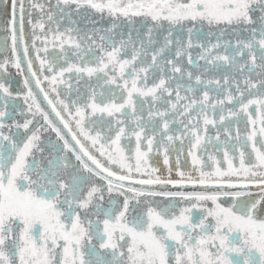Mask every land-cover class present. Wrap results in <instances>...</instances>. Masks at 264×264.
Instances as JSON below:
<instances>
[{
  "label": "snow or ice",
  "instance_id": "snow-or-ice-1",
  "mask_svg": "<svg viewBox=\"0 0 264 264\" xmlns=\"http://www.w3.org/2000/svg\"><path fill=\"white\" fill-rule=\"evenodd\" d=\"M50 2L28 0L29 40L25 0H11V56L0 59V264H264V0ZM205 26L219 29L215 43L194 41ZM229 30L234 42L221 39ZM10 66L23 81L15 93L3 82ZM85 77L101 90L73 87ZM21 97L31 118L6 123ZM209 126L225 147L206 160L197 153H207ZM13 127L27 135L6 134ZM49 131L59 147L45 144ZM185 140L195 176L181 167ZM189 185L204 190H150ZM238 186L258 193L223 190ZM222 196L239 203L225 207ZM194 209H203L196 219Z\"/></svg>",
  "mask_w": 264,
  "mask_h": 264
},
{
  "label": "flooded vegetation",
  "instance_id": "flooded-vegetation-1",
  "mask_svg": "<svg viewBox=\"0 0 264 264\" xmlns=\"http://www.w3.org/2000/svg\"><path fill=\"white\" fill-rule=\"evenodd\" d=\"M37 2L45 3L46 0H37ZM54 5H55V0H51V2L47 6L51 8V7H54ZM24 7L26 9V11H25V24H24L25 38L30 40L31 25L28 23V20H29L28 10L30 9L28 0H25ZM10 11H11V0H0V59H3L6 56H11V34L7 30L8 29L7 21L10 18ZM32 13L33 14L31 16V19L33 22H35L36 20L39 19L40 13L38 12V10H32ZM73 19H77V18L74 16ZM94 19L99 20V16L94 17ZM140 19H141L140 17L135 18V20L137 22ZM78 24L80 27H84L83 21L78 20ZM96 26L97 27H100V26L107 27V26H109V24L107 22V19H105L104 21H100V23H98ZM46 27H51V25H46ZM65 27H71V25L68 24L67 21L61 22V31H63V29ZM136 27L140 28L139 23L136 24ZM129 30H131V26H129L127 24L122 25L121 31L127 32ZM140 30L143 31L142 28ZM209 32H212L216 35L209 36V35H207ZM218 34H219V29L217 27H212L211 29H209L207 26H205L201 30V35H199L198 37H194V41L198 39L202 43H207L208 41L215 43ZM164 35H166V33H160L157 36L158 41H160L161 43L163 42ZM221 39L222 40H232L234 42L236 37H235V35L231 34V30H229L225 33L224 37H222ZM37 46L41 47V45L39 43L37 44ZM49 50H50L49 51V58H51L53 52L58 51V49H55V50L52 49L51 45H49ZM201 51H202V49H199V48L192 49L193 56L196 57L198 55V53H200ZM29 54L32 55L33 57L35 55L34 51L31 49H30ZM198 63L200 65H203L204 61L198 60ZM34 66H38V61H36L34 63ZM45 74H47V73H45ZM208 75H209V78H211V77L219 78V73L213 72V73H209ZM3 82H5L11 86V91L13 93H15L17 91H21L23 89L22 76L19 73H17V71L14 67L10 66L8 68V73L3 74ZM71 83L73 84L74 88L78 87L82 94H86V89L88 87L96 88L97 91L101 90L98 87L97 81L95 80V78H92L91 80H89L87 77H85L84 79L80 80L78 83L76 82L75 78H73ZM102 83H103V81H100V84H102ZM45 86H47V84H45ZM112 87H113V90H115V86H112ZM181 94L184 95L185 93L182 92ZM189 95H190V93H189ZM211 95L215 96L216 93L213 92V93H211ZM71 98L72 99L76 98L75 92H73ZM156 106L159 107L160 105H156ZM228 107H231V105H228ZM9 112H10V118L6 120V123H9V124H11L13 122V120H16V121H19L20 123H23L25 119L31 118L30 114H27L26 105L24 104L22 97L15 99V100H12L10 102ZM145 116H146V112H145ZM92 119L102 123L101 117L99 114L96 117H92ZM178 119H179V117H178ZM235 127H236V125L233 124L232 125L233 132L235 131ZM241 131L243 132L242 126H241ZM6 134L19 136V137H25L27 135L23 129L17 130L15 127H13L11 129V132H7V130H6ZM215 135H216V129L209 126L208 137L211 140V143H208L205 145V147L207 148V153H204L203 151L197 153L198 155L204 156V158L206 160H207L208 155H215V156H217V158H219L220 155L222 154V149L225 147V145L222 143L225 140V136L223 134H221L220 140L216 141L214 139ZM44 140H45V144L46 145L50 144L51 147H59L62 144V142L57 140L55 133H52L51 131L44 133ZM231 144L236 145V150H237V155H238L239 143L237 141L233 140V141H231ZM187 146H188V141L185 140L184 141V150L180 153L181 167L185 172L192 171L191 157L187 155ZM48 150H49V148L46 147V152ZM228 150L231 152L232 147L229 146ZM61 155H62V153H61ZM176 155H177L176 152L170 153V156H171L170 162L173 165V174H172L173 179L178 178L175 175L176 166H175L174 161H175ZM150 159H151L152 165L154 167H157L160 169L158 175H160L161 178H167L168 173H167L166 166L163 165V156L161 154H156V155L150 157ZM209 170L210 169L205 168V171H209ZM192 174L195 176L196 172L192 171ZM91 182L92 181H89V183H91ZM96 182L99 183V181H96ZM85 187H87V185H85ZM219 190H220V188L216 187L213 191H219ZM223 190L224 191H251L254 194V196L258 193V189H256L255 187H250L249 189H243L239 186L236 188L225 187ZM154 199L161 206L167 205L172 201V198L163 197V196H156ZM246 199H247V197H241V200H246ZM121 201H122V198H121ZM175 201H176V203H178L179 207H184L189 203L187 201H181L178 197L175 198ZM107 202H108V196L106 194L105 200H104V206L105 207L108 206ZM220 203L223 204L225 207H229L233 203H239V201H236L231 196H229V197H223L222 196L220 199ZM208 207H212L211 202H208ZM202 212H203V209H194L193 213H192L193 218L196 219L198 216H200V214ZM82 216H83V213H82ZM89 218L94 219L95 217L90 216ZM100 218L103 219L104 217L101 215ZM94 243H95V241H94ZM101 251L103 254V250H101ZM106 258H110V257H106Z\"/></svg>",
  "mask_w": 264,
  "mask_h": 264
},
{
  "label": "water",
  "instance_id": "water-1",
  "mask_svg": "<svg viewBox=\"0 0 264 264\" xmlns=\"http://www.w3.org/2000/svg\"><path fill=\"white\" fill-rule=\"evenodd\" d=\"M143 178V177H141ZM215 188L211 189V190H214ZM152 191H158V192H162V191H166V192H176V191H186V192H191V191H203L204 189L199 187V186H196V187H193L191 185L185 187V188H179V187H172V186H166V187H159V186H156L152 189H150Z\"/></svg>",
  "mask_w": 264,
  "mask_h": 264
}]
</instances>
